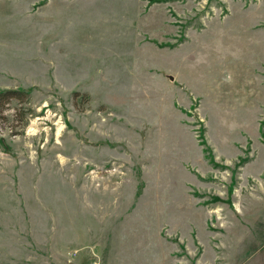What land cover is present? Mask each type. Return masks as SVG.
<instances>
[{"label":"rangeland","instance_id":"rangeland-1","mask_svg":"<svg viewBox=\"0 0 264 264\" xmlns=\"http://www.w3.org/2000/svg\"><path fill=\"white\" fill-rule=\"evenodd\" d=\"M9 90L0 264H264V0H0Z\"/></svg>","mask_w":264,"mask_h":264},{"label":"trees","instance_id":"trees-1","mask_svg":"<svg viewBox=\"0 0 264 264\" xmlns=\"http://www.w3.org/2000/svg\"><path fill=\"white\" fill-rule=\"evenodd\" d=\"M28 93L22 90H9L0 92V103L10 102L13 99L22 100Z\"/></svg>","mask_w":264,"mask_h":264},{"label":"crops","instance_id":"crops-1","mask_svg":"<svg viewBox=\"0 0 264 264\" xmlns=\"http://www.w3.org/2000/svg\"><path fill=\"white\" fill-rule=\"evenodd\" d=\"M193 62H195V61H193Z\"/></svg>","mask_w":264,"mask_h":264}]
</instances>
